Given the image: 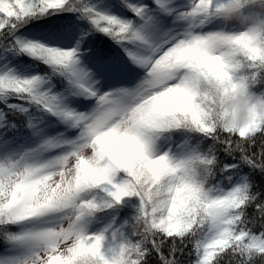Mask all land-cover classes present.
<instances>
[{
	"label": "snow or ice",
	"instance_id": "snow-or-ice-1",
	"mask_svg": "<svg viewBox=\"0 0 264 264\" xmlns=\"http://www.w3.org/2000/svg\"><path fill=\"white\" fill-rule=\"evenodd\" d=\"M233 2L0 0V264H264V120H211L264 94Z\"/></svg>",
	"mask_w": 264,
	"mask_h": 264
},
{
	"label": "clouds",
	"instance_id": "clouds-1",
	"mask_svg": "<svg viewBox=\"0 0 264 264\" xmlns=\"http://www.w3.org/2000/svg\"><path fill=\"white\" fill-rule=\"evenodd\" d=\"M218 15L225 23H235L244 30H264V0H234L233 3L224 4ZM238 74L242 77L251 75L243 69ZM247 83L249 87L246 93L241 91L222 97L223 103L217 105L211 116L217 126L241 129L249 125L253 116L264 120V94L253 90L254 82L251 79ZM82 154L89 155V152L85 150ZM189 166L202 175L203 165L199 161H193Z\"/></svg>",
	"mask_w": 264,
	"mask_h": 264
},
{
	"label": "trees",
	"instance_id": "trees-1",
	"mask_svg": "<svg viewBox=\"0 0 264 264\" xmlns=\"http://www.w3.org/2000/svg\"><path fill=\"white\" fill-rule=\"evenodd\" d=\"M98 43H101L105 48L110 47V42L107 41L106 39L103 40H98ZM257 91H260V89L258 88ZM179 137L177 136L175 139H178ZM246 170V169H245ZM123 175V174H121ZM257 184H259V181H257ZM138 204V200L135 197H130V198H126L125 201L123 202V205L121 207V211L120 214H122L124 216V221H130L131 218L134 216L135 214V208ZM250 214H252V210H250ZM191 249H187L185 251V254L183 257H181L182 260V264H189V261L194 259V257L189 256L188 252ZM221 264H228V257H225L222 261Z\"/></svg>",
	"mask_w": 264,
	"mask_h": 264
},
{
	"label": "rangeland",
	"instance_id": "rangeland-1",
	"mask_svg": "<svg viewBox=\"0 0 264 264\" xmlns=\"http://www.w3.org/2000/svg\"><path fill=\"white\" fill-rule=\"evenodd\" d=\"M179 139H180V138H178V139H176V140L179 141ZM118 219H119V222L122 224L123 221H124V216H123L122 214H119Z\"/></svg>",
	"mask_w": 264,
	"mask_h": 264
}]
</instances>
